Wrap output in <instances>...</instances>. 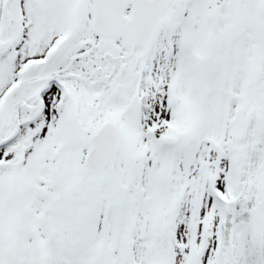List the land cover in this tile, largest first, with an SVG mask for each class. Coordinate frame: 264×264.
I'll return each instance as SVG.
<instances>
[{"label": "snow or ice", "instance_id": "1", "mask_svg": "<svg viewBox=\"0 0 264 264\" xmlns=\"http://www.w3.org/2000/svg\"><path fill=\"white\" fill-rule=\"evenodd\" d=\"M0 264H264V0H0Z\"/></svg>", "mask_w": 264, "mask_h": 264}]
</instances>
